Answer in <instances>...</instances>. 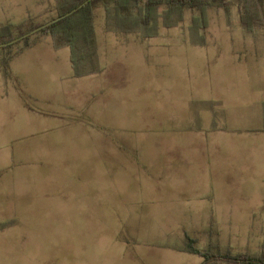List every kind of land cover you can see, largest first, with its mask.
<instances>
[{"label": "rangeland", "instance_id": "1", "mask_svg": "<svg viewBox=\"0 0 264 264\" xmlns=\"http://www.w3.org/2000/svg\"><path fill=\"white\" fill-rule=\"evenodd\" d=\"M57 6L0 0V34L29 18L48 21ZM197 16L186 10L176 26L160 19L155 31L111 33L95 10V72L82 77L70 49L48 35L3 53L15 59L8 76L0 69V120L15 131L0 141L10 155L0 264H203L178 251L186 239L198 250L264 252V174L237 161L230 172L216 170V157L208 172L198 132L213 120L256 124L239 116L264 101V25L244 31L235 5L208 9L206 29L194 28ZM212 96L227 101L226 113L209 109ZM25 118L35 123L19 125ZM21 163L35 171L28 186L15 180ZM184 180L196 209L186 219L175 212L181 190L165 188Z\"/></svg>", "mask_w": 264, "mask_h": 264}, {"label": "trees", "instance_id": "2", "mask_svg": "<svg viewBox=\"0 0 264 264\" xmlns=\"http://www.w3.org/2000/svg\"><path fill=\"white\" fill-rule=\"evenodd\" d=\"M56 15L48 21L37 23L29 18L22 24L8 25L5 33L0 34V44L8 43L43 24L53 21L52 24L34 33L33 35H48L56 39L60 44L70 49V61L74 76L80 77L95 72L93 64L96 62V48L94 44L93 14L95 10L104 11L105 30L111 33H128L142 28L150 27L157 30L162 19L165 27L176 26L183 20L186 10L198 11V16L192 18V24L196 29H206V11L208 9H223L229 12V7L235 5L238 9L239 23L246 32H253L257 27L264 25V0H56ZM159 9H163L162 13ZM174 17V21H172ZM32 35V36H33ZM32 36H28L18 42L23 47L29 48L33 43ZM11 45L0 47L3 55ZM19 52V51H18ZM83 54H86L87 59ZM10 56H2L0 67L7 72ZM89 63L90 69L81 70L80 65ZM186 244L178 248L190 254L203 258V264H264V252L257 255L233 254L227 250H221L218 244L210 245L205 250H198L195 242L186 239Z\"/></svg>", "mask_w": 264, "mask_h": 264}, {"label": "crops", "instance_id": "3", "mask_svg": "<svg viewBox=\"0 0 264 264\" xmlns=\"http://www.w3.org/2000/svg\"><path fill=\"white\" fill-rule=\"evenodd\" d=\"M30 48V47H29ZM14 56L12 57L11 61H14ZM9 62V63H10ZM71 62V61H70ZM8 63V67H9ZM2 72L4 70L0 67ZM73 71V69H72ZM9 73V71L7 70ZM6 72H4L5 74ZM7 73V74H8ZM74 74V71H73ZM6 75V74H5ZM88 75V74H87ZM8 76V75H6ZM85 76V75H84ZM82 77V76H80ZM259 95V94H256ZM225 97V96H224ZM257 98L256 96H254ZM224 101V102H223ZM209 103V109H215L220 111V114L223 110H225V113L227 110V106H230L226 100H222L220 96H212L208 100ZM259 109L255 108L254 111L251 113H248L249 115H242L239 116L240 119L244 120L246 117L247 122L249 121H257L256 124H235V125H216V123L210 122L205 128L202 130L198 129V132L201 133V138L205 139L204 143V152L203 156L207 158L205 165H208V172L209 169L212 168L211 161L212 158L216 157L215 165L216 170H227L230 172L231 167L234 163L242 164L245 166L242 171H251L252 174L257 173V176H260L263 178L264 169L259 165V162L261 159L264 160V101L260 102V105L258 106ZM211 112V110H210ZM210 114V113H209ZM212 114V113H211ZM226 115V114H225ZM197 116V115H196ZM214 117V118H213ZM212 118L215 119L214 113L212 114ZM35 120L30 118H25L24 121L19 123V125L25 126L34 124ZM1 126H0V141L2 139H6L8 135L15 131L13 125L15 123L11 124V128L8 127L7 122H3L0 120ZM5 124V125H4ZM205 130L204 132H202ZM26 132L25 127L23 128V132ZM193 147H195V144L193 143ZM196 150V149H195ZM20 154V152H19ZM22 155H20L21 157ZM24 156L27 157V154ZM10 158V155L8 151L6 150H0V184L2 183L3 179L5 178V175L9 171V163L8 160ZM4 162V165L2 164ZM32 164H23L20 165V170L15 177V180H17L20 183H25V186H28L29 183L32 182V177L34 178L35 171L33 170V166L31 168ZM260 166V168H257ZM30 168V169H29ZM211 172L209 173V175ZM245 176L250 177L248 174ZM184 181H178L175 183H168L165 187L167 189H180L181 192L178 193V196L181 200L180 206L175 209V212H177L179 218H191L192 214H196V209L192 208L190 205H188V199H185V193H187L186 187L194 186L193 184L189 182ZM35 182V181H34ZM242 182H245V180H242ZM162 188V189H165ZM176 194V193H175ZM174 211V209H172ZM210 211H213L212 206L209 209ZM2 218V217H1ZM0 218V220H1ZM8 220H11V218H7ZM1 222V221H0ZM174 249V248H173ZM176 250V249H175ZM179 251V250H178ZM190 254V253H189ZM196 264V263H193Z\"/></svg>", "mask_w": 264, "mask_h": 264}, {"label": "water", "instance_id": "4", "mask_svg": "<svg viewBox=\"0 0 264 264\" xmlns=\"http://www.w3.org/2000/svg\"><path fill=\"white\" fill-rule=\"evenodd\" d=\"M52 23H53V21H49V22L43 24L42 26H40V27H38V28L32 30L31 32H28V33H26V34H24V35H22V36H20V37H18V38H16V39L10 41V42H8V43L0 44V47H5V46H7V45H12L13 43H16V42H18V41H20V40H22V39H24V38H26V37H28V36H30V35H33L34 33L40 31L41 29L47 27L48 25H50V24H52Z\"/></svg>", "mask_w": 264, "mask_h": 264}]
</instances>
